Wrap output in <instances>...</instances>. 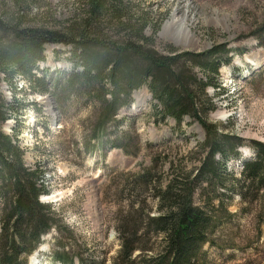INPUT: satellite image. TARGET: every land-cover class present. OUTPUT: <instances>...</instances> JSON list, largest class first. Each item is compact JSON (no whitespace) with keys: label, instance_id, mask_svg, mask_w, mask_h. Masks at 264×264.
<instances>
[{"label":"rangeland","instance_id":"1","mask_svg":"<svg viewBox=\"0 0 264 264\" xmlns=\"http://www.w3.org/2000/svg\"><path fill=\"white\" fill-rule=\"evenodd\" d=\"M138 3L148 10L151 19L145 33L153 36L159 52L168 54L172 48L203 52L222 43L230 49L229 62L218 69L220 89L208 86L205 91L214 105L209 121L242 140L238 154L225 164L227 177L241 179V165L257 157L254 142L264 143V0ZM76 11L77 0H26L21 8L12 0H0V14L18 12L26 25L62 27ZM173 20L184 21L189 35L180 24L164 30ZM69 50L61 43L44 45V60L33 71L46 85L40 80L31 87L19 74L12 87L0 82L1 94L17 111L2 130L24 149L26 166L40 170L48 192L40 199L59 218V229L43 235L36 248L39 264H111L120 247L116 220L120 209H128V193L134 185L131 175L151 168L154 177L159 174L164 179L170 162L177 168L194 167L205 136L189 117L180 124L172 118L161 120L143 85L132 92L130 102L119 109L99 139H93L100 102L85 92L65 90L63 78L73 68ZM253 63L263 65L254 70ZM193 70L204 78L199 67ZM215 186L224 204L210 209L215 220L209 235L213 242L203 246L207 264H264V184L259 189L247 182L241 189L227 180L226 187ZM214 191L209 188L208 196ZM149 194L141 197L155 214ZM205 200L200 190L195 193V203L208 206ZM64 251L61 263L56 255Z\"/></svg>","mask_w":264,"mask_h":264},{"label":"trees","instance_id":"2","mask_svg":"<svg viewBox=\"0 0 264 264\" xmlns=\"http://www.w3.org/2000/svg\"><path fill=\"white\" fill-rule=\"evenodd\" d=\"M140 1L77 0L78 12L58 28L26 25L18 12L0 14V82L5 80L12 87L19 74L31 87L40 80L46 85L33 70L44 60L46 43H61L70 46L73 66L63 78L65 90L85 92L100 102L93 139H99L119 109L130 102L132 92L143 85L161 120L172 118L180 124L189 117L196 121L205 136L198 145L202 153L197 165L177 168L170 162L165 181L159 174L154 177L151 168L131 175L134 185L129 189L128 209H120L116 220L120 247L111 264H207L203 246L213 242L209 235L215 220L210 209L224 204L215 184L223 188L229 180L243 189L248 182L260 189L264 143L254 142L257 157L244 164L241 179L226 176L225 164L237 155L242 140L209 121L214 105L205 90L208 86L220 89L218 69L229 62L230 49L222 43L203 52L175 48L168 54L159 52L153 36L145 33L151 18ZM25 3L12 0L18 8ZM152 28L156 32L158 24ZM194 67L202 70L204 78L197 76ZM12 106L0 92V264H26L42 235L59 229V218L49 203L39 199L48 194L40 170L26 166L24 149L2 130L17 112ZM209 188L215 191L208 196ZM199 190L209 207L194 202ZM146 193L155 202V214L141 197ZM65 254L58 253L57 260L65 262Z\"/></svg>","mask_w":264,"mask_h":264},{"label":"bare ground","instance_id":"3","mask_svg":"<svg viewBox=\"0 0 264 264\" xmlns=\"http://www.w3.org/2000/svg\"><path fill=\"white\" fill-rule=\"evenodd\" d=\"M175 24H180V27H181V29L183 30V33L185 34H187V35H189V30L186 28V26H185V24H184V21H171V22H166V24L164 25V30L165 29H168L169 27H172V26H174ZM176 36H178V38H179V35H175V37ZM139 99V98H138ZM223 112H221L220 114L222 115V116H224V113L222 114ZM42 249H43V247H42ZM36 252H37V254H38V250H35L30 256H31V258H30V264H39V262H38V258H37V254H36Z\"/></svg>","mask_w":264,"mask_h":264}]
</instances>
